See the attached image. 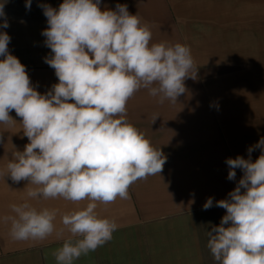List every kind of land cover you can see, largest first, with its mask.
<instances>
[{
  "label": "clouds",
  "instance_id": "clouds-1",
  "mask_svg": "<svg viewBox=\"0 0 264 264\" xmlns=\"http://www.w3.org/2000/svg\"><path fill=\"white\" fill-rule=\"evenodd\" d=\"M6 2H0V29L9 27ZM31 4L25 0L26 9ZM100 5L101 0H63L58 8L39 5L48 24L42 35L51 50L45 63L58 78L44 94L9 52L11 37L0 31V124L17 123L10 115L14 110L29 141L23 151L12 153L0 174L32 186L25 202L10 205L14 215L0 219L10 222L14 240L42 241L57 231L59 210L37 209L29 200L91 201L62 214L61 223L71 235L53 253L56 264H74L113 238L118 225L98 215L96 202L130 199L132 184L163 171L166 156L129 122L128 101L146 89L158 103L175 104L187 91L185 81L197 79L190 46L151 43L149 24L126 4L115 10H101ZM158 117L153 115L152 124ZM254 148L261 155L253 162ZM248 152V159L226 160L229 180L236 178L238 168L243 176L227 199L215 202L226 210L219 226L207 233L217 264H264V137ZM213 206L209 197L203 209Z\"/></svg>",
  "mask_w": 264,
  "mask_h": 264
},
{
  "label": "crops",
  "instance_id": "crops-1",
  "mask_svg": "<svg viewBox=\"0 0 264 264\" xmlns=\"http://www.w3.org/2000/svg\"><path fill=\"white\" fill-rule=\"evenodd\" d=\"M3 2V0H0ZM63 0H7L11 37L9 52L26 66L33 86L41 94L58 78L45 63L51 50L42 31L48 27L41 4L58 8ZM126 4L128 11L148 23L151 43L167 41L191 48L197 79L185 81L186 93L178 102L158 103L146 89L127 104V119L166 156L163 171L138 180L128 189L130 199L107 205L96 202L101 218L115 220L111 241L81 256L74 264H217L207 247L212 227L219 226L226 210L215 202L227 199L243 176L228 179V158H249L248 148L264 137V0H101V10ZM2 22V20H0ZM3 59V57H0ZM154 114H159L152 124ZM13 126L0 124V172L15 150L29 143L15 111ZM261 155L254 148L253 162ZM14 183L0 174V218L14 215L11 204L27 198L31 185ZM243 191V189H242ZM211 197L214 206L204 210ZM37 209H58L57 231L45 240H14L10 222L0 219V264H56L53 253L70 233L62 214L81 210L63 198L29 200ZM61 229L63 232L61 233Z\"/></svg>",
  "mask_w": 264,
  "mask_h": 264
}]
</instances>
